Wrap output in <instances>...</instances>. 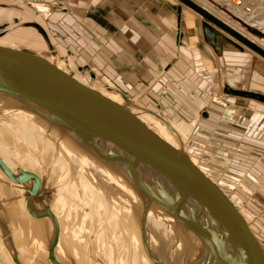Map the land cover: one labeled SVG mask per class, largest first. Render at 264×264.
<instances>
[{
    "label": "rangeland",
    "instance_id": "1",
    "mask_svg": "<svg viewBox=\"0 0 264 264\" xmlns=\"http://www.w3.org/2000/svg\"><path fill=\"white\" fill-rule=\"evenodd\" d=\"M20 1L22 0H13L12 9H14V11L27 12L32 18H38V20L42 18V15H40V12H42L41 6L45 7L44 4H47L45 8V17L48 18L50 22H44V24L40 22V24L42 28H46L50 37L55 40L53 46L50 43H47V45L54 49L56 55L67 60L70 64L68 65L73 68V79L75 81L83 86H89L90 83L93 84L94 87L97 86L96 88L99 87V84L116 88L125 93L132 102L140 105L143 109L159 112L168 123L176 128L178 133H180V139L189 149L188 153L193 164L197 166L207 178L209 177L215 183L214 185L220 189L222 194L228 198L234 207L236 205L242 206L241 210L248 207L251 212H253V224L251 226L257 232V235L254 234V238L260 243L262 253L264 254V126L263 132L260 127L261 123H264V60L217 28L206 23V21L196 13L178 3L176 0H124L129 10H134V15L137 16L138 23L140 22L138 15H142L143 13L145 15L144 19L147 17L151 18L152 12H154L152 10H156L155 12L158 16L160 15V21L166 18L167 20H171L167 29L168 32L170 31L169 36L171 40H173L171 45L173 48L171 51L175 54L173 57L174 61L178 62V64L180 63L179 66L183 65L185 62L187 64V61L193 66L191 71H187L186 69H184L183 72L172 70L174 74L171 76L179 78V80L175 82L181 83V86L177 88V86H174L175 83L168 82L170 78L166 73L167 70L152 71L151 67H142L141 63H137L135 60L134 62L125 61L126 63L121 67H126V71L119 68L116 69L114 65L115 58H113L112 55L117 54L118 49H122L119 44L121 42H119L116 36V31L128 25L133 18L130 19L129 17V20H123L122 22L121 17L124 13L120 10L121 4H117L116 0ZM133 1L138 2L134 4L132 3ZM192 1L208 10L213 16L253 41L264 50V0ZM3 7L9 6L5 5ZM38 9H40V12ZM14 11L13 14H15ZM121 13L122 15H120ZM13 14L11 18L14 17V19L11 22V26L16 30L27 31V33H29L26 37L27 41L36 38L43 39L39 37L41 33L36 27L37 25L34 22L26 21L30 19L29 17L24 18ZM39 15L41 17H39ZM8 18V21L11 20L10 17ZM53 18L54 20H51ZM135 19L136 18H134V20ZM90 21H92V23ZM203 24H207V26L215 32V34L209 33L210 39L208 40L212 43H207L204 40ZM117 26H119V28H117ZM59 28L62 30L61 32H59ZM80 32L84 38L80 36ZM106 33L110 34L111 40L101 43ZM101 35H103V38H101ZM67 39L72 41L73 44L71 46ZM131 39L134 40L132 37ZM37 43H39V45L43 44L40 40ZM19 44H17V46ZM17 46H10V48L21 50L20 46ZM69 48L71 51L75 49L80 52L83 57H86V62L90 63L93 69L89 67V71L85 70L81 72L82 75L77 73L76 68L84 66L85 64L70 63L69 59H71V55H68L70 51ZM102 50H104V52L108 51L109 53H105V56H102L100 54ZM95 53H98L104 65L109 63L110 70L99 71L94 67L89 59L90 56L92 57ZM168 58L171 59V57ZM151 59L154 61L153 56H151ZM156 62L162 63L163 60L156 59ZM62 63L64 66H67L64 60L59 62L61 65ZM72 65H75V67ZM98 66L100 67V64ZM141 67L144 69L138 71ZM89 73L94 75L93 79H90ZM156 73L159 74L156 75ZM197 74L200 75L198 79L203 81V84L202 81H199L198 86L194 84L197 79L195 77ZM128 76H131L133 79L128 81ZM134 77H138L139 79L134 81ZM185 80H189L190 82H186ZM162 83H165V85ZM141 85L146 87V89L139 90ZM185 85L188 88V93L187 91L185 92V94L187 93L186 96L180 94V92H183L182 89L186 90L184 87ZM156 87H158L157 90ZM197 87H199L198 95L195 92L198 90ZM2 110L5 111V109ZM5 112L9 116L8 119L11 118L10 121H12V119V122L18 121L17 113L9 112L8 110ZM204 113L207 114L206 117L202 116ZM0 117L3 116L0 115ZM1 121L9 123L3 119H1ZM19 128L18 125V129ZM22 128L23 126L21 124V129ZM148 129L157 135L152 128ZM74 133V138H76L77 141L76 153H71L73 156H69L64 162L66 163L75 156L77 161L90 157L89 160L93 166L86 167L88 172L85 171L83 174L81 173L83 178L86 175L98 172V166L96 164L98 163V161H96L97 158L101 156V161L104 163L107 156L103 152L96 149L94 150L91 143L90 145L92 147H90L89 143H82L80 141L79 132ZM62 138H65L67 141L68 138H73V136L72 134L67 135L61 132V139ZM159 138L161 139V137ZM61 146L63 147L64 145L61 144ZM48 154L49 153H45L42 160L45 161V156L48 158ZM27 156L35 160L38 158L36 152H28ZM91 158L93 160H91ZM31 162L34 165L35 162L33 163V160ZM39 163L41 164L43 162L40 161ZM43 164L44 166H48L47 163ZM18 168H15V171L19 172ZM43 168L42 170H46L45 167ZM20 170H22V168H20ZM82 171L83 170H81V172ZM145 175L140 178L141 182L132 183V181H130L125 186L124 192L120 190V192H122L121 195H126V205L131 204L134 200L132 192L136 194L138 192L137 190L141 188L140 185L142 186L143 183L151 178V176L148 177ZM179 176L183 179L185 178L184 175ZM77 177L79 178V176ZM97 179L98 178L93 180V182L95 183ZM234 179H236L235 182L232 181ZM221 180L223 182H221L220 186ZM124 182L125 179L122 178L118 185L121 186ZM6 184L5 178L0 173V194L6 190V196H8V198L4 205L9 206L11 203H16L17 201L15 197L10 199L9 187L8 184ZM71 185H74V182H72ZM52 186L53 184L51 183L47 184L43 192L44 186L41 184L39 191L36 192L37 198L34 197V207L38 211H54L52 210L54 207L51 201L52 199H47V197L43 195V193H47L48 189ZM22 187H26L24 181ZM170 187L176 191L173 185ZM117 191H119V189H117ZM103 192L105 191L97 190L96 186L93 184L79 182L78 180L76 193L78 199L76 202L80 213L84 215L85 212H83V210L88 209V212H93L96 215L103 216L101 213L102 211L108 215L109 213L104 209L108 202H103V197L107 196L103 194L101 199V195L97 194H102ZM24 193L27 195L28 191L24 190ZM66 193L68 194V190ZM109 193H111V190H109ZM174 193L175 192H173V194ZM232 193L234 195H232ZM111 195H114V192L111 193ZM155 195L161 198L160 193ZM90 201H92L91 205H87ZM65 203L68 204V200L62 201L61 211L63 212V216L68 217L73 209L69 210V208L65 206ZM101 207H103V209ZM142 207L143 208H139V210L145 212L148 218L159 219L160 216L164 215L163 213L165 210L162 209L163 213L154 217V214H157L158 210L156 209V205L151 201ZM15 212L16 219L23 220L21 224L24 223L25 220V223L35 226L32 218L27 214L24 208L16 210ZM56 213L60 214L57 210L56 212L54 211L53 215L51 213H49V215L51 214L54 217ZM55 217L57 218L56 215ZM58 219L61 218H57V220ZM88 220L94 219L89 217L84 221V224H88ZM80 221L78 222L80 223ZM39 223L42 227L47 226L45 230L48 231L47 233H50L49 238L45 241L50 240V238L53 241L55 235L64 227L62 223H56L54 225V222L51 221L50 223ZM97 225L99 226L100 223L97 222ZM222 225L223 229L224 227L227 228V231L232 228V226L228 224V218L222 222ZM0 226V229L3 231L5 229L11 235L24 239L25 234L22 235L13 232V229L8 230L2 224H0ZM19 226L21 225L19 224ZM223 231L227 234L225 229ZM53 233L54 235L52 236ZM238 233L240 234V239L244 238L242 231H238ZM18 235H21V237ZM91 236L95 235L88 236L86 241H89L92 238ZM208 244H212V239L208 238ZM86 246L93 247L90 243H87L84 247ZM73 247L74 246L71 248ZM158 248L164 249L166 252L174 250V246L172 245L159 246ZM136 250L139 251L138 249H134L133 251L136 252ZM65 253L66 252H64V254ZM149 255L152 256L150 252ZM228 258L229 257L226 255V264H234L232 260L230 261Z\"/></svg>",
    "mask_w": 264,
    "mask_h": 264
},
{
    "label": "bare ground",
    "instance_id": "2",
    "mask_svg": "<svg viewBox=\"0 0 264 264\" xmlns=\"http://www.w3.org/2000/svg\"><path fill=\"white\" fill-rule=\"evenodd\" d=\"M12 2L13 1L11 0L9 1L0 0V8L3 9L9 8L6 10L14 11V9H12L13 7H11L13 6ZM194 4L197 5L196 3ZM5 5L9 7H3ZM206 11L208 12V10ZM14 12L20 15L24 14L23 15L24 17L32 18V16L28 15L27 12L26 13L24 11H20V12L14 11ZM29 22H34V21H29ZM34 23L37 25L36 27L39 29L41 33L40 36L43 38L42 41L46 47L48 56H52L53 54V56L55 57V58L50 57L48 61L53 65H56L59 69L62 70V72H64L66 75L71 76V78L73 79V68H71L68 65L69 63L67 62L66 59H63V57L60 58L61 56L56 55L54 53V49L52 50L50 46L48 47L47 43H49V39L45 34L44 29L36 22ZM0 25H4V28L0 31L2 33V34L0 33V37L5 36L7 31L9 30H16L14 27L11 26L10 22L1 21ZM227 26L230 27L229 25ZM260 58L263 59L262 57ZM60 59L64 60L67 63V66L66 65L64 66L63 64L62 65L58 64V61L59 62L61 61ZM86 69L87 66L77 67L76 72L81 74V72H84ZM89 75H90V79L94 78V75L92 73H89ZM4 81L9 83V85H13V84L16 85L15 87L16 90H14L13 93H15L16 97H18L17 99H20L22 101L34 99V94L32 92H26V90L24 89L27 86H30L31 84L36 83V85L44 89H48V90L50 88L52 89L49 83L43 81L42 79L38 78L35 75H32L31 73L23 74L21 78L17 76L14 81H12V79H10V81L4 79ZM73 81L75 83H79L74 79ZM21 86L23 88H21ZM84 86L89 88L90 90H95L99 92L100 94L106 96L107 98H109L110 100H112L113 102L119 105H125L128 111L135 118L140 120L141 123H143L146 128L147 127L152 128L156 132V134L159 137H161V140L164 141L171 149L180 150L183 153H185L190 163H192V165L196 169H198V167L195 166L193 164V161L191 160V157L188 153L189 149L180 139V133H178L176 128H174L170 123H168V121H166V119L162 116V114H160L159 112H154L150 109H143L142 107H140V105H137L136 103L132 102L130 98L126 96L125 93H123L122 91L116 88L107 87L100 84L99 87L96 88L97 86L94 87V85L90 83L89 86L86 85ZM121 95L125 96L128 102H124ZM2 109H5V111L8 110L9 112L19 113V120L20 119L22 120V115H23L26 116V118L28 119L32 118L38 121V123L42 126L45 125L46 127L51 129L53 128L58 129L59 131L67 135L72 134L74 138L75 133L69 129V126L64 125L62 122L51 123L45 118L35 113H31L27 110L19 108L10 100L0 96V110ZM3 113L7 115L6 112H2L1 115ZM122 118L123 117H120V120ZM13 127H14L13 125L0 120V132H2L3 134L6 133V137L10 138L11 136L10 129H12ZM58 135L59 132L57 134V137ZM57 137H56V143L60 138ZM64 137L66 138L65 135ZM1 142H2V138H1ZM10 144H12V142H10ZM7 150L8 151L14 150V152L18 154V152L23 151V145L17 143L14 149H12V147H8ZM106 156L108 160L107 162H105V164L109 167H112V170L116 172L115 178H120L122 180L125 174L123 170L124 169L123 166L117 164L114 158L108 155ZM113 156L116 157L115 155ZM137 157L140 161L147 162L143 157V155L139 154L137 155ZM9 169L7 165H5L0 158V173L7 180V183L11 185L9 189V195L11 191H14L15 200L17 201L16 203H11L9 206H5L4 203L8 198V196H6V190H4L0 194V204H1L0 224H2L8 230L13 229V232H16L18 234L20 233L22 235L25 234V235H24V239H20L17 236L15 237L11 235L5 229L4 231L0 229V264H226V260H225L226 255L221 252L218 246L214 245L213 243L214 239L210 235V232L208 230V228L210 227V229H212L220 239H224L223 241H225L226 240L225 236L228 235L225 234L223 231L224 229L222 222L217 224L213 219L210 220L206 219V223L208 224L209 227L205 228L204 226L203 228V226L200 225L194 230V232H188L187 227L183 225L184 222L182 220H178L176 218V215L172 214L171 210L169 209H166L163 213L162 209L156 206V209L158 211L157 214H154V217L159 216L160 213L164 214L160 216L159 219L148 218L145 212L139 210V208H143L142 206L146 205L150 201V199H146L145 202L143 203L142 201L144 200L143 199L144 196H146L150 192H154L156 189L158 192H155L153 196H157L155 195L157 193H160L161 198L164 195H167L168 197H171L172 195L171 198L174 201L176 200L179 204L184 205L182 204L184 203V201L182 200V198H180V196L178 197L177 192L173 194L175 190L170 187L171 185L168 186L167 184L159 181L158 178L156 177H154L153 180L150 181L143 188L144 191H141L140 189L137 190L139 194L138 193L134 194L132 192L133 198L135 199L133 203L130 205H126V200H125L126 195H118V197H115L116 202H118V207L116 208V213L114 214L113 217H111V219H110L111 214L106 216H100L98 214L96 215L93 212H88L89 211L88 209L83 210L85 214L82 215V213H80L79 211V208H76L73 209L72 212H70V215H68V217L63 216V214L61 213L60 214L56 213L55 215L57 216V218H61L57 220L55 215L54 217L52 216L54 214V211H51L52 215L51 214L49 215V213L42 214L34 207L35 199L32 197L28 198L23 191L24 188L22 187L23 180L21 179V177H19V175H17L13 171H10ZM185 170L187 171V172L185 171L186 173L177 172V176L184 175L185 178H187L186 180H188L189 182L192 180H196V176L190 170L188 169ZM29 172H30V176L33 177L32 172L31 171ZM93 175L95 176L96 172L95 174L93 173L91 174L89 180H93ZM170 176H172V174H169V177ZM139 177L142 178L143 176H139ZM84 178L85 177H83L82 180ZM204 178L208 179L206 175H204ZM221 182L223 181L222 180L220 181V186H221ZM172 185L176 188L174 184ZM140 187L142 188L143 186L140 185ZM25 188H27L28 192H33L32 189L29 187L28 183H26ZM161 192L163 195L161 194ZM97 194L101 195V197L103 194L104 196L109 195L106 193H102V194L97 193ZM110 196L112 197V195ZM110 196L103 198H106L108 201H110L111 198ZM202 197L208 198L206 195H202ZM162 199L164 200V198ZM176 201L175 204H177ZM91 203L92 201L88 202L87 205H91ZM199 203L200 201H197L195 198L193 204L196 208L194 211L197 213H200L199 209H197L198 208L197 204ZM21 208H24L27 214L32 218L35 226L25 223V220L24 223L21 224L23 220L16 219L15 211ZM101 208L103 209V207ZM181 215L184 217L183 214ZM89 217H92L94 220H88L87 221L88 224H84V221L87 220V218ZM203 219L201 218L199 220L202 222ZM194 220L198 222V219L195 218ZM50 221L54 222V225L56 223L57 224L62 223L64 227L60 232H58L55 235L53 241L51 238L50 240L45 241L49 238L50 233H47L48 231L45 230L47 226L42 227L39 222L50 223ZM78 221H80V223ZM196 221L194 222L196 223ZM97 222L100 223L99 226L97 225ZM18 223L21 226H19ZM53 235L54 233L52 234V236ZM90 235H95V236H91L92 238L91 239L89 238L90 240L86 241V238ZM18 236L21 237V235ZM208 238L213 240L212 244L210 245L208 244ZM87 243H90L93 247L91 246L84 247ZM168 245L174 246V250L171 252H166L164 251V249L158 248L159 246H168ZM244 245L247 249L249 248L246 242H244ZM72 246L74 247L71 248ZM250 247L252 246L250 245ZM221 248L226 252H228V254L232 257V250L227 249L228 247L227 248L221 247ZM134 249H138L139 251L136 250L135 252L133 251ZM64 252L66 253L64 254ZM149 252L152 254V256L149 255ZM144 254H148V255H144Z\"/></svg>",
    "mask_w": 264,
    "mask_h": 264
},
{
    "label": "water",
    "instance_id": "3",
    "mask_svg": "<svg viewBox=\"0 0 264 264\" xmlns=\"http://www.w3.org/2000/svg\"><path fill=\"white\" fill-rule=\"evenodd\" d=\"M176 1L264 59L263 49L228 27L205 9L195 5L191 0ZM3 28L4 25H0V31ZM209 33L215 34L207 24H203L204 40L207 43H212L208 40L210 39ZM47 57L54 56L52 54V56L47 55ZM28 73L49 83L52 89H44L36 83L31 84L24 89L26 92H32L34 99L27 101L17 99L18 97L13 93L16 90V85H9L4 79L14 81L17 76L21 78L23 74ZM0 81L1 97L51 123L62 122L69 126L71 131L79 132L82 143H89V145L91 143L93 147L91 145L90 147L94 150L105 151L106 155L114 158L117 164L123 166L126 177L132 183L140 181L138 175L140 173L146 174L148 177H156L168 186L174 184L176 186L174 192H177L178 197L182 198L184 201L182 204L185 206L180 205L176 200L177 204H175V201L167 195L162 197L165 200L152 195L149 199L157 207L171 210V213L175 214L178 220L184 222L183 225L187 227L188 232H194L200 225L203 228L204 226L205 228L209 227L206 219H213L219 224L228 218V224L232 228L229 227V232L226 227L224 228L228 234L225 236L227 241L220 239L210 227L208 228L214 239V241L212 240L214 245L218 246L221 252L227 255L234 264H264L261 245L254 238V234L257 235V232L241 214L234 211L235 207L228 198L213 183L204 178V175L190 163L185 153L171 149L138 121L125 105H119L99 92L75 83L71 76L66 75L42 56L4 46H0ZM21 88L23 87L21 86ZM121 96L124 102H128L125 96ZM202 116L206 117V114ZM120 117L123 118L120 120ZM139 154L143 155L147 162L140 161L137 157ZM185 169L190 170L196 176V180L189 182L185 178L184 180L177 177V172L186 173ZM169 174L172 176L169 177ZM25 175L28 176V174ZM140 190L144 191L143 188ZM193 195L197 201H200L197 204L200 213L194 211L196 208L193 204L195 200ZM202 195H206L208 198H203ZM195 218L198 219V222L194 220ZM201 218H204L202 222L199 220ZM238 231L243 232L244 238L240 239ZM242 239L247 242L248 249L244 245V240L241 241ZM221 247H228L227 249L232 250V257Z\"/></svg>",
    "mask_w": 264,
    "mask_h": 264
},
{
    "label": "crops",
    "instance_id": "4",
    "mask_svg": "<svg viewBox=\"0 0 264 264\" xmlns=\"http://www.w3.org/2000/svg\"><path fill=\"white\" fill-rule=\"evenodd\" d=\"M6 1H9V0H6ZM11 1H13V0H11ZM23 1H31V0H22L20 2H23ZM34 1H36V2L41 1L42 2V0H34ZM116 2H117V4H119V3L121 4L120 10L124 13L123 15H122V13L120 14V15H122V17H121L122 22H123V20H127L129 17H130V19L133 17L132 18L133 21L132 20H130V22L128 21L129 22L128 25H125L124 27H122V29H120L119 26H117V28H119V29H118V31H116V33H117L116 36L118 37L119 42H121L119 44L121 45L122 49H118V53L112 55V57L115 58L114 65L116 66V69L119 68L121 70L126 71V67H121V66H123L124 63H126V62H129V61L134 62V60H135L137 63H141L142 67H151L152 71L167 70L166 73H167V75H169V78H170V80H168V82L169 83H172V82L175 83L176 85L174 84V86H177V88H178V86H181V83L175 82V81L179 80V78L178 77L175 78V77L171 76L174 74L173 71L178 70L180 72H183L184 69H186L187 71H191L193 66H191L188 61H187V64L185 62L183 65L179 66L180 63L178 64V62L174 61L173 57L175 54H174V52L171 51V49L173 48L171 46L173 40H171V38L169 36L170 31L168 32V29H167L169 26V22L171 20H169V19L167 20V18H166V19H163L162 21H160V18H159L160 15L158 16V14L155 12L156 10H152L154 12H152L151 18L147 17L144 19L145 15L143 13H142V15H138V17L140 18V22L138 23L137 22V16L134 15V10H129L127 3L124 0H116ZM137 2L138 1H133L132 3L135 4ZM44 5H45V7L41 6L42 12H40L39 11L40 9H38V11L40 12V15H42V18H40L39 20H38V18H36V19L30 18L26 21H28V22L34 21L37 24H39L40 26H41L40 22H42V24H44V22H46V23L50 22L49 19L45 17V8H46L47 4H44ZM123 8H126V9H123ZM12 14H13V11L0 8V22L3 21V22H10L11 23L12 19L14 18V17L11 18ZM13 15L24 17L23 15L16 14V13ZM40 15H39V17H41ZM8 17H10L11 20L8 21V19H9ZM134 18H136V19L134 20ZM51 20H54V18ZM90 22L92 23V21H90ZM86 23H88V22H86ZM91 25H93V24H91ZM43 29H44V32L49 39V43L53 46L55 44V40L50 37V34L46 30V28L43 27ZM61 31L62 30L59 28V32H61ZM28 34L29 33H27V31H24V30H9V31H7L5 36L0 37V46L10 48V46L11 47L17 46V44L21 43L18 45V46H20L21 51L32 52V53H35L36 55L42 56V57L46 58L47 60H49L50 57H47L48 53H47V50H46L44 43L42 45H39V43H37L39 40L42 41V39L36 38V39H32L31 41H27L26 37ZM80 36L82 38H84V36L81 35V32H80ZM39 37H41V36H39ZM131 37L134 40H132ZM171 37H172V31H171ZM85 38H87V37H85ZM92 38H93V36H92ZM101 38H103V35H101ZM67 40H69V39H67ZM110 40H111L110 34L106 33L104 35V39L101 40L102 41L101 43L109 42ZM140 42H143L144 44L140 43ZM68 43L70 46L73 44L72 41H70V40L68 41ZM17 47H15V48H17ZM69 50L70 51L68 52L69 53L68 55H71V57H70L71 59H69L70 63H72V64H75V63L76 64H85L84 66H87V69H86L87 71H89V67H91V69H93L92 65L90 63L86 62V60H87L86 57H83L80 52L76 51L75 49L71 51L70 48H69ZM106 50H108V49H106ZM105 53L108 54L109 52L108 51L104 52V50H102V52L100 54L102 56H105ZM96 55H98V53H95L92 57L90 56V59H89L93 63L94 67L96 69H98L99 71L110 70L109 69V67H110L109 63H106V65H104L103 60H101L99 55L97 57H95ZM150 55L153 56L154 61H153V59H151ZM180 55H179V57H180ZM168 57H171V59H169ZM156 59H162L163 62L157 63ZM58 64H59V62H58ZM99 64H100V67L98 66ZM129 65H131V64H129ZM72 66L75 67V65H72ZM183 66H184V68H183ZM128 67H130V66H128ZM142 67L138 71L143 70L144 68L142 69ZM157 74H159V73H156V75ZM192 76H194V75H192ZM198 76H200V75L197 74V76H195L197 78L195 83H194V84H196V86L199 85V81L200 82L202 81V80L198 79ZM128 77H127L128 81H131L133 79L131 76H128ZM181 77H182V75H181ZM138 79H139L138 77H134V81L138 80ZM186 82H190V81L187 80ZM162 84L165 85V83H162ZM202 84H203V81H202ZM114 85H115V83H114ZM184 87L186 90L182 89L183 92H180V94H183L184 96H186V94L188 93V91H187L188 88L186 87V85ZM145 89H146V87H144L143 85H141L139 87V90H145ZM157 89H158V87H156V90ZM197 89L198 90L195 92L198 95L199 94V87H197ZM179 90H180V88H179ZM176 91H177V89H176ZM186 91H187V93L185 94ZM2 112H5V111L0 110V115ZM17 114H18V119H17L18 121L17 122H15V121L12 122L13 119H12V121H10L11 118L8 119L9 116L5 115L4 113L2 114L3 117H0V120L1 119L6 120L9 122V124L14 126L12 129H10V135H11L10 138L6 137V133L3 134L2 132H0V158L3 161V163L5 165H7L8 169L10 168L9 169L10 171H13L17 175H19V177H21L24 182L29 184V187L32 189L33 192H28V194L26 196L28 198H30V197H32V198L36 197L37 198L36 192L39 191L41 184L44 186V189L42 190L44 192L45 186L47 187V184L51 183V184H53V186L48 189L47 193H43V195L46 196L47 199H52L51 201L54 205L52 210H54L55 212L58 210L61 214H63V212L61 211L62 201L68 200V204L65 203L66 204L65 206H67L69 208V210L77 208V202H76L78 199V196H76L77 182H78V180H79V182L84 181V183H90V184H93L94 186H96L97 190L105 191L103 193L109 194V195H107V197H109L111 195V193L114 192V195H112V197L110 196L111 197L110 201H108L106 198H103L104 203L108 202V204L106 205V208H104V209H106L107 213L111 214L110 217H113L114 214L116 213V208L118 207V202H116L115 197H118V195H121L122 192H120V190H122L124 192L125 186L131 180L124 175L125 177L123 176V178L125 179V182L122 183L121 186H119L118 184H119L121 179L115 178L116 172H114L112 170V167H109L105 164V162H107L108 158H106L105 162L103 163L101 161L102 160L101 156H99L96 160V161H98V163H96L98 166V168H97L98 172H96L95 176L93 175V180L98 178L97 181L94 183L93 180H89V176H91V175L85 176V174H84L85 178L82 180L81 179V177L83 176L82 174L85 171H87L86 167L93 166V164L89 160L90 157H87V158H84V159L77 161L76 156H75V157H72L71 160L67 161L66 163L64 162L66 160V158H68L69 156L70 157L73 156L71 153H74V154L76 153V145H77L76 138H74V139L68 138L67 141L65 140V138L61 139V131H59L58 129H55V128L51 129V128L46 127L45 125L42 126L38 123V121H36L32 118H30L31 119L30 120V119L26 118V116H23V115H22V120L21 119L19 120V113H17ZM32 120H34L35 123ZM21 124L23 126L22 129H21ZM18 125L20 127L19 129H18ZM44 126H45V128H44ZM263 126H264V123H261L260 127L262 128V132H263ZM14 129H16V130H14ZM26 130H28V131H26ZM58 132H59L58 137H60V138L58 139V141L56 143V137H57ZM1 138H2V142H1ZM10 142H12V144H10ZM17 143H20L23 145V151H20V152H18V154H16L14 152V150H10L11 152L7 150L8 147H12V149H14L16 147ZM61 144L64 146L62 147ZM8 145H11V146H8ZM28 152H31V153L36 152L38 158H36V160L29 158V156H27ZM45 153H49V154H48V158L45 156V161H44V160H42V157H44ZM32 160H33V163L35 162L34 165L31 162ZM91 160H93V159L91 158ZM40 161H42L43 163H47L48 166H44L43 163L40 164L39 163ZM84 163H85V165H84ZM43 167H45L46 170H42V169H44ZM15 168H18L19 172L15 171ZM20 168H22V170H20ZM81 170H83V171L81 172ZM29 171L32 172V174H33L32 176L34 178L30 176ZM25 174H28L29 177L26 175L28 178H25L24 177ZM93 174H95V173H93ZM138 175L143 176L140 173H138ZM77 176H79L80 179ZM153 178L154 177H151L145 183H143L142 188H144L150 181H152ZM209 181L212 182L213 184H215L210 178H209ZM232 181L235 182L236 179H234ZM5 182L7 183L6 179H5ZM72 182H74V185H71ZM8 187H9L8 188V190H9L11 187L10 184H8ZM232 187H234V186H232ZM117 189H119V191H117ZM24 190H27V188L24 187L23 191ZM67 190H68V194L66 193ZM109 190H111V193H109ZM155 192H158L157 189L154 192H150L146 196H144V198H143L144 200L142 199L143 200L142 202L144 203L145 200L149 199V197H151V195L153 196ZM137 193L139 194V192H137ZM232 195H234V194L232 193ZM9 196H10V199H13L15 197L14 191H11V195H9ZM39 197H40V195H39ZM101 199H102V197H101ZM128 205H130V204H128ZM241 207L242 206L236 205L234 208V211L236 213L238 212L239 214H241V216L250 225H252L253 224V218H252L253 212H251V210L248 207H245L243 210H241ZM39 212L42 214L51 213L50 211L49 212L39 211ZM101 213L103 216L107 215V214H105V212L104 213L101 212ZM250 222H252V223H250ZM228 232H229V230H228ZM241 241H243V240H241Z\"/></svg>",
    "mask_w": 264,
    "mask_h": 264
}]
</instances>
